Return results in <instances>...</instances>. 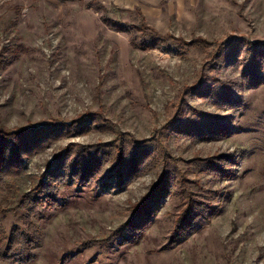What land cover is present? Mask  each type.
Listing matches in <instances>:
<instances>
[{"label":"rangeland","instance_id":"1","mask_svg":"<svg viewBox=\"0 0 264 264\" xmlns=\"http://www.w3.org/2000/svg\"><path fill=\"white\" fill-rule=\"evenodd\" d=\"M114 21L145 26L188 50H143L138 26L124 32ZM211 123L226 136L205 140ZM36 126L45 129L44 146L20 177L0 186L6 227L18 220L5 211L67 146L83 152L124 139L157 141L158 149L126 163L132 177L124 185H93L95 198L65 190L67 208L41 224L43 248L33 264H86L99 249L82 250L84 242L123 230L137 207H150L145 228L136 225L137 243L91 264H264V0H0V131ZM190 126L200 135H188ZM163 154L217 210L170 249L182 179L157 196V184L174 171ZM66 249L79 251L59 263Z\"/></svg>","mask_w":264,"mask_h":264},{"label":"trees","instance_id":"2","mask_svg":"<svg viewBox=\"0 0 264 264\" xmlns=\"http://www.w3.org/2000/svg\"><path fill=\"white\" fill-rule=\"evenodd\" d=\"M111 22V21H110ZM113 27L120 31H132L136 27L123 24L119 21L112 22ZM139 25L137 28L140 36L137 39H145L139 42V47L145 50L161 49L164 47L166 51L173 54L184 55L188 50L189 44L177 43L175 39L160 36L149 28ZM120 27V28H119ZM144 37V38H142ZM136 39V38H135ZM133 43V41H132ZM134 44V43H133ZM176 46H174V45ZM191 45V44H190ZM173 47V48H171ZM187 47V49H186ZM192 110H189L191 112ZM180 114V113H179ZM184 115V114H183ZM87 117V116H86ZM86 117L84 118L86 120ZM199 119L210 120L211 117L199 114ZM83 122V120L81 121ZM52 129H60L61 125L50 126ZM207 127V128H206ZM205 129L208 134H204L205 140H219L226 136L221 127L211 123ZM71 126L63 127L64 135H68ZM188 135H200L201 130L190 126ZM43 126L21 130L17 132L0 131V186L5 183V180L15 179L20 177L23 172L25 161L30 159L44 146V141L41 142L44 132ZM86 132V130H80ZM223 132V134H222ZM130 143L126 146L124 142ZM115 143V142H114ZM108 146V145H107ZM107 146H92L86 148L85 151H80L83 147L77 145H69L65 150L55 157L53 163L49 164L46 172L39 178V184L33 187L27 193L21 194L15 205L5 212L13 213L17 216V222L11 223L9 226H4L0 220V263L1 264H33L37 252L43 248V234L41 224L50 222L55 213H59L62 209L67 208L64 191L68 190L73 193L76 198L82 193L87 192L92 198L97 195L96 188L93 185L99 184L104 180L112 179L119 186H122L129 180L131 175L128 174V165H135L136 159L146 150L150 151L158 149L157 141L152 143L134 142L131 140H119L114 144V147ZM79 147V150L70 152V149ZM130 148V150H127ZM150 149V150H149ZM75 150V149H74ZM7 151V153H5ZM108 152V154L106 153ZM147 152V151H146ZM72 153V155H71ZM74 155V156H73ZM114 156V157H113ZM166 154L162 155L164 167H170L174 171L173 176H165L163 182L157 184V196L161 192H167L168 185L177 181V175L182 179L181 183L175 184L174 195L180 199L179 208L176 217L172 220V226L169 234V241L166 248L170 249L184 242L188 234L202 226L208 225L216 213V208H213L210 203L199 200V194L191 191V186L186 179V175H180L179 167L175 164H166ZM110 163L107 174L104 171V165ZM129 169H131L129 167ZM136 169V168H132ZM208 170H212L211 165ZM132 172L134 170H131ZM222 173L221 170H218ZM219 172H214L219 174ZM105 184V183H103ZM108 184V183H106ZM216 196V195H215ZM75 198V199H76ZM151 198H147L146 205ZM200 202H199V201ZM141 207L135 209L133 217L126 222L122 228L113 231L111 235L104 241H87L84 242V249L92 248L98 245L99 252L96 255H109L119 253L124 247L135 245L138 241L136 236V225L140 230L145 228V223L148 222L150 207L143 210ZM147 216V217H146ZM200 224H203L202 226ZM144 231V230H143ZM183 231H186L185 238H180ZM132 232V233H131ZM142 232V231H141ZM182 232V233H181ZM103 249V250H102ZM102 250V251H101ZM79 251V250H78ZM71 249L63 250L59 253V263H65L73 259L78 253ZM98 256H94L86 264H91L97 261ZM104 264L107 260H100ZM107 264V263H106ZM111 264V263H110Z\"/></svg>","mask_w":264,"mask_h":264}]
</instances>
